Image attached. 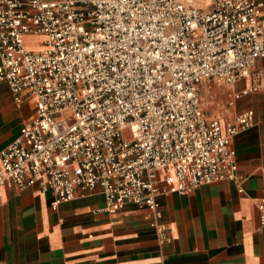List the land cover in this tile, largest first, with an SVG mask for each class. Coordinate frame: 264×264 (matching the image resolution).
Segmentation results:
<instances>
[{
	"label": "built area",
	"instance_id": "2783aa9c",
	"mask_svg": "<svg viewBox=\"0 0 264 264\" xmlns=\"http://www.w3.org/2000/svg\"><path fill=\"white\" fill-rule=\"evenodd\" d=\"M210 1L0 0V81L15 105L35 107L0 151V198L5 186L39 185L55 210L99 190L106 213L146 209L164 245L160 194L221 181L242 193L233 140L254 112L223 128L203 112L199 85L249 79L235 99L260 88L263 4ZM257 208L264 227V199Z\"/></svg>",
	"mask_w": 264,
	"mask_h": 264
},
{
	"label": "crops",
	"instance_id": "0c3cea01",
	"mask_svg": "<svg viewBox=\"0 0 264 264\" xmlns=\"http://www.w3.org/2000/svg\"><path fill=\"white\" fill-rule=\"evenodd\" d=\"M257 1L264 15V0ZM196 5L209 9L211 1L196 0ZM34 40L26 37L28 49L34 48ZM249 85V79L199 85L203 112L223 128L243 112H254L253 127L233 140L242 193L236 184L221 181L184 195L160 194L161 222L171 241L159 245L146 209L127 204L115 214L106 213L99 190L53 210L51 192L39 185L23 191L5 186L0 264H264V227L257 208L264 199V81L256 92L234 98ZM202 90L211 99L207 110ZM34 114L32 98L15 105L8 85L0 81V151Z\"/></svg>",
	"mask_w": 264,
	"mask_h": 264
},
{
	"label": "rangeland",
	"instance_id": "374dc122",
	"mask_svg": "<svg viewBox=\"0 0 264 264\" xmlns=\"http://www.w3.org/2000/svg\"><path fill=\"white\" fill-rule=\"evenodd\" d=\"M34 46L36 48H39L40 47V45H39V38H36V40H34ZM29 49H31V48H29ZM210 103H211L210 97L208 95H206L205 92L202 90V105H203V108L205 110L209 109V107L211 105Z\"/></svg>",
	"mask_w": 264,
	"mask_h": 264
},
{
	"label": "bare ground",
	"instance_id": "6f19581e",
	"mask_svg": "<svg viewBox=\"0 0 264 264\" xmlns=\"http://www.w3.org/2000/svg\"><path fill=\"white\" fill-rule=\"evenodd\" d=\"M32 38H35V37H32ZM36 39V38H35ZM33 45H34V43H33ZM35 48V49H34ZM34 48H31V49H34V50H38L39 48H36L35 46H34Z\"/></svg>",
	"mask_w": 264,
	"mask_h": 264
}]
</instances>
